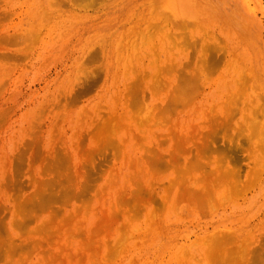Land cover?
Segmentation results:
<instances>
[{"label":"rangeland","instance_id":"1","mask_svg":"<svg viewBox=\"0 0 264 264\" xmlns=\"http://www.w3.org/2000/svg\"><path fill=\"white\" fill-rule=\"evenodd\" d=\"M0 264H264V0H0Z\"/></svg>","mask_w":264,"mask_h":264},{"label":"bare ground","instance_id":"2","mask_svg":"<svg viewBox=\"0 0 264 264\" xmlns=\"http://www.w3.org/2000/svg\"><path fill=\"white\" fill-rule=\"evenodd\" d=\"M169 1V0H168ZM165 2H166V0H165ZM171 2H173V1H171ZM168 4H170V2H168ZM172 4V3H171ZM164 7V6H163ZM169 7V6H168ZM168 9V8H167ZM158 11V10H157Z\"/></svg>","mask_w":264,"mask_h":264}]
</instances>
